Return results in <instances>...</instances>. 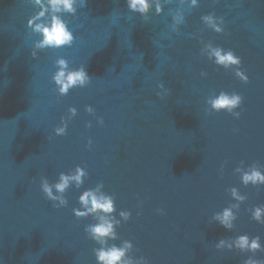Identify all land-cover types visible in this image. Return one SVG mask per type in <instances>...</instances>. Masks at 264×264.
I'll return each mask as SVG.
<instances>
[{"label":"water","instance_id":"1","mask_svg":"<svg viewBox=\"0 0 264 264\" xmlns=\"http://www.w3.org/2000/svg\"><path fill=\"white\" fill-rule=\"evenodd\" d=\"M73 7L0 0V264H100L96 249L126 240L125 264L264 260V223L253 219L264 184L242 180L253 167L264 173V0H148L144 12L128 0ZM54 15L72 44L41 47L35 26ZM219 49L240 63L218 64ZM61 58L66 72L84 66L89 82L62 94L54 79ZM221 93L242 103L217 110ZM61 174L69 177L63 192ZM89 190L114 198L115 212L99 215L113 222L115 240L101 243L87 229L100 222L80 201ZM225 208L231 228L217 218ZM243 234L259 236L262 248L237 249Z\"/></svg>","mask_w":264,"mask_h":264},{"label":"clouds","instance_id":"2","mask_svg":"<svg viewBox=\"0 0 264 264\" xmlns=\"http://www.w3.org/2000/svg\"><path fill=\"white\" fill-rule=\"evenodd\" d=\"M39 2V0H37ZM52 8L55 12L61 11V6L64 11L75 13L76 9L73 7V0H50ZM129 8L133 11L144 12L148 7V0H128ZM42 14V13H41ZM33 20H29V24L31 25ZM35 30L42 31L44 39L39 46H52V47H60L65 44L71 45L73 41V33L69 31L65 21L58 15H54L51 20L50 25H41L36 24ZM219 30V29H218ZM215 56L217 57L216 62L218 64H222L227 66L228 64H239L240 57L233 54L232 51H228L227 53L223 52V49H219L215 51ZM59 65L62 67L55 74V82L60 86L59 91L62 94H66L70 87L76 86L77 83L83 86L86 85L91 79L88 72L86 71L84 66H81L79 69L68 71L67 69V61L63 58L57 61ZM237 75L241 76L242 79L247 81V77L243 75V73L238 72ZM242 103V96L239 94H235L229 96L227 93H221V95L213 101V107L217 110L221 108H228L229 111L232 108L239 106ZM240 113H236V116H239ZM58 132H64L63 128L57 129ZM239 170V169H237ZM84 175L83 169L78 168L77 174L72 177L77 181L79 185L82 183L81 177ZM243 183L245 185L252 184H264V173H261L257 168L253 167L251 171L244 172L242 176ZM69 183V177L61 174V181L56 184V188L63 192ZM102 183V181H100ZM43 191L47 194L48 197L52 199H56L53 196L51 186L47 183V181L43 184ZM231 193L237 199L243 201L245 199L244 196H240L235 188L231 189ZM80 201L83 205L87 207L88 212L98 213L99 223L90 224L87 226V229L90 230L94 239L100 240L101 243H107V238H111L115 240L117 238L114 224L112 221L107 219L103 214H111L115 212V201L113 197L105 196L103 193H97L93 190H89L83 193L80 197ZM64 203V201H62ZM235 207H239L236 205ZM264 212V207L257 206L253 213V219L264 223V219H261V214ZM86 213H81L77 211V215H85ZM121 215L125 220L130 218V213L121 212ZM217 218L220 220L221 224H223L226 228L233 227L231 221L235 219L232 209L225 208L222 214H217ZM116 223H120L116 221ZM101 238H105L101 240ZM127 247H130V242H124ZM225 244V241L222 239L218 247H222ZM235 246L237 249L244 251H252L256 252L262 248L260 243V237L256 236L255 238H251L247 234L239 235L235 239ZM127 247L117 246L113 244L111 247H102L95 250L96 256L100 264H125L124 258L127 254ZM229 248H232V245H228ZM245 264H264V260H258L253 257H249Z\"/></svg>","mask_w":264,"mask_h":264}]
</instances>
